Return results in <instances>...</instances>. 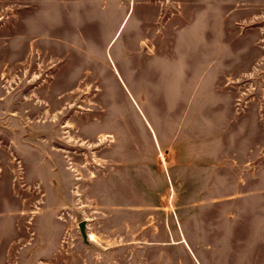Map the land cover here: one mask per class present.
Returning <instances> with one entry per match:
<instances>
[{
	"label": "rangeland",
	"instance_id": "obj_1",
	"mask_svg": "<svg viewBox=\"0 0 264 264\" xmlns=\"http://www.w3.org/2000/svg\"><path fill=\"white\" fill-rule=\"evenodd\" d=\"M0 264H264V0H0Z\"/></svg>",
	"mask_w": 264,
	"mask_h": 264
},
{
	"label": "bare ground",
	"instance_id": "obj_2",
	"mask_svg": "<svg viewBox=\"0 0 264 264\" xmlns=\"http://www.w3.org/2000/svg\"><path fill=\"white\" fill-rule=\"evenodd\" d=\"M93 238V236H91Z\"/></svg>",
	"mask_w": 264,
	"mask_h": 264
}]
</instances>
